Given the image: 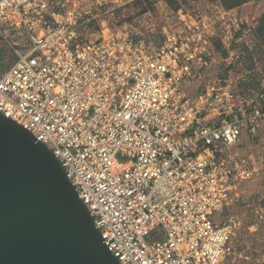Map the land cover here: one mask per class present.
I'll use <instances>...</instances> for the list:
<instances>
[{
  "label": "built area",
  "instance_id": "1",
  "mask_svg": "<svg viewBox=\"0 0 264 264\" xmlns=\"http://www.w3.org/2000/svg\"><path fill=\"white\" fill-rule=\"evenodd\" d=\"M117 0H0V113L60 161L120 264H264L236 205L264 155V89L242 91L232 9L163 8L114 26ZM256 219L264 221V211Z\"/></svg>",
  "mask_w": 264,
  "mask_h": 264
},
{
  "label": "water",
  "instance_id": "2",
  "mask_svg": "<svg viewBox=\"0 0 264 264\" xmlns=\"http://www.w3.org/2000/svg\"><path fill=\"white\" fill-rule=\"evenodd\" d=\"M0 264H120L58 158L1 113Z\"/></svg>",
  "mask_w": 264,
  "mask_h": 264
},
{
  "label": "rangeland",
  "instance_id": "3",
  "mask_svg": "<svg viewBox=\"0 0 264 264\" xmlns=\"http://www.w3.org/2000/svg\"><path fill=\"white\" fill-rule=\"evenodd\" d=\"M109 6L114 8L113 13L97 15L90 30L98 29V19L106 17L116 27L128 24L130 30L146 33L144 22L158 21L165 7L209 14L215 7L223 5L220 0H117ZM231 9L232 15L227 17V22L236 20L239 24L240 41L235 45V62L230 67L223 64L222 70L226 77L232 76L240 81L243 92L256 94L264 89V0H249ZM12 59L14 56L5 51L0 39V74L10 67ZM247 144L248 154L258 158L264 155V144L259 146L258 141L252 139H248ZM260 210L264 211V168L257 178L244 182L239 202L225 210L218 220L225 221L232 215L240 217L243 223L241 232L248 231V227L256 223L257 235L249 242L264 254V221L256 219Z\"/></svg>",
  "mask_w": 264,
  "mask_h": 264
},
{
  "label": "trees",
  "instance_id": "4",
  "mask_svg": "<svg viewBox=\"0 0 264 264\" xmlns=\"http://www.w3.org/2000/svg\"><path fill=\"white\" fill-rule=\"evenodd\" d=\"M247 1L249 0H220L221 4L227 9L237 7ZM262 24L264 25V19L262 20Z\"/></svg>",
  "mask_w": 264,
  "mask_h": 264
}]
</instances>
